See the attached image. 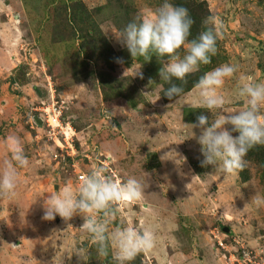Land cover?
Masks as SVG:
<instances>
[{"label":"rangeland","instance_id":"374dc122","mask_svg":"<svg viewBox=\"0 0 264 264\" xmlns=\"http://www.w3.org/2000/svg\"><path fill=\"white\" fill-rule=\"evenodd\" d=\"M178 1L196 17L190 39L204 30L206 17L222 21L217 54L198 72L233 63L264 82V0ZM162 3L0 0V171L12 159L4 143L9 135L20 138L29 160L17 166V195L0 198V264H80L81 250L88 264H116L111 252L97 254L79 215L68 222L42 219L44 197L66 182L76 190L77 175L94 167L113 180L134 176L144 185L142 200L115 205L112 227H148L157 237L130 264H264V205L252 204L257 192L264 196V145L249 151L244 181L242 171L202 167L200 129L193 138L183 127L200 115L212 121L221 111L243 109L245 98L235 94L240 73L217 90L223 109L203 107L195 86L180 100H163L167 81L159 73L168 57L133 60L120 42L130 21ZM54 104L61 125L71 128L72 151L59 130L43 124V111Z\"/></svg>","mask_w":264,"mask_h":264},{"label":"clouds","instance_id":"9594fccd","mask_svg":"<svg viewBox=\"0 0 264 264\" xmlns=\"http://www.w3.org/2000/svg\"><path fill=\"white\" fill-rule=\"evenodd\" d=\"M194 23L186 7L163 0L154 10L138 14L121 34L120 42L133 60L136 57L147 58L152 53L157 57H168L159 75L161 80L169 84L164 95L170 100L173 97L180 100L184 95L183 87L173 83V79L186 82V77L198 72L201 65L210 64L211 58L218 51L217 41L222 36L220 18L206 17L202 21L204 30L190 39ZM182 48L185 50L183 57L179 55ZM116 62L123 63V58H117ZM237 73H240L239 65L226 63L201 76L195 88L199 90L202 106L209 111L223 109L225 99L217 90ZM138 75L143 78L141 73ZM237 79L235 94L245 98L243 109L235 113L221 111L212 121L207 116L200 115L195 123L183 124L193 138H196L194 129H200L197 142L201 145L203 155L201 166L211 165L215 172L225 174L243 171L248 164L246 157L249 151L258 145H264V82H257L252 76L243 73ZM153 83L155 82L150 79L149 85ZM83 86L85 85H79ZM233 133L238 135L234 136ZM163 135L160 133L157 137ZM4 143L10 150L12 159L5 161L4 168L0 171V198L12 199L17 195L16 189L20 182L17 166H28L29 160L19 137L9 135ZM168 155L169 153L161 159ZM81 181L76 190L70 182H66L64 187L44 197L42 219L52 221L59 216L68 222L79 215L83 218L80 228L89 234L92 243L96 245L97 254L107 256L111 252L116 264H130L138 254L148 252L156 246L157 237L148 227L143 230L131 225L112 227L117 216L115 205L118 202L143 199L144 185L139 179L129 176L123 182L113 180L105 175L104 168L94 167L81 177ZM252 204L264 205V196L257 192ZM248 206L246 204L245 208ZM77 258L80 264H88L89 254L81 250Z\"/></svg>","mask_w":264,"mask_h":264},{"label":"built area","instance_id":"2783aa9c","mask_svg":"<svg viewBox=\"0 0 264 264\" xmlns=\"http://www.w3.org/2000/svg\"><path fill=\"white\" fill-rule=\"evenodd\" d=\"M43 117H44V123L47 128L50 130L51 133H53L55 130H59V133H61L65 137V148L67 150L72 151V142L69 139H66V134L71 132V128L68 126V124H65L63 127L59 121L60 117V110L59 108L54 104L51 105L49 109H45L43 111ZM36 121V119H35ZM43 122V121H41ZM36 125V123H34ZM58 146H62L59 141H57ZM64 148V149H65ZM61 151H63V146L60 148ZM85 174H78L77 175V181L79 183H82L81 177L84 176ZM221 245V243H219ZM243 256L245 258H248V253L244 252Z\"/></svg>","mask_w":264,"mask_h":264},{"label":"trees","instance_id":"16d2710c","mask_svg":"<svg viewBox=\"0 0 264 264\" xmlns=\"http://www.w3.org/2000/svg\"><path fill=\"white\" fill-rule=\"evenodd\" d=\"M174 4L175 5H181L182 6V4L178 0H174ZM184 7H186V6H184ZM190 14H191V17L193 19L196 18L192 12H190ZM201 76H203V75L200 72H196V73H193V74L188 75L186 77V82H181V81H178V80H175V79H173L172 82L173 83H176V84H178L180 86H182L183 89H184V93H185V92L189 91L193 86L196 85V83L198 82V80L200 79ZM168 86H169L168 82H166L164 84V86H163V90H162V93H161L163 100H170L168 97H166L164 95V91H165V89ZM173 98H175V97H173ZM240 178L242 180H244V181L247 180V176H245V172L244 171H242V173L240 172Z\"/></svg>","mask_w":264,"mask_h":264}]
</instances>
